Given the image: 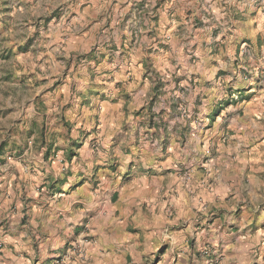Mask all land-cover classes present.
I'll return each mask as SVG.
<instances>
[{
    "label": "crops",
    "instance_id": "crops-1",
    "mask_svg": "<svg viewBox=\"0 0 264 264\" xmlns=\"http://www.w3.org/2000/svg\"><path fill=\"white\" fill-rule=\"evenodd\" d=\"M102 2L94 4L101 9ZM133 5L121 14L136 17ZM169 8L166 4L157 14L164 18ZM88 15L85 10L78 18L82 24ZM172 22L168 35L177 27ZM151 30L160 37L165 32L157 23ZM159 53L108 51L101 61L102 83L94 91L114 92L116 99L77 104L81 123L96 119L99 131L82 137L73 159L63 162L58 154L51 165L44 161L36 177L20 167L24 178L10 173L0 183V264H54L57 258L63 264H217L221 247L222 262L254 264V240L237 234L230 240L227 233L230 226L244 227L245 211L235 213L239 203L230 205L228 194L205 192V167L216 171L214 160H203L206 140L221 130L210 124L206 129L204 121L214 115L205 118L194 102L198 111L181 110L184 89L197 102L220 93V82H214L212 96L205 92L207 79L221 69L211 64L219 56H209L208 71L198 53L194 62L183 48L178 56L174 49ZM233 84L240 93L246 85L239 79ZM76 137L66 132L61 141Z\"/></svg>",
    "mask_w": 264,
    "mask_h": 264
},
{
    "label": "rangeland",
    "instance_id": "rangeland-1",
    "mask_svg": "<svg viewBox=\"0 0 264 264\" xmlns=\"http://www.w3.org/2000/svg\"><path fill=\"white\" fill-rule=\"evenodd\" d=\"M101 1L100 9L94 4L99 0H0V183L10 173L24 178L20 167L36 177L44 161L51 165L58 154L63 162L73 159L82 137L99 131L96 119L81 123L77 104L82 108L99 99H116L114 92L94 91L102 83L101 61L108 51L136 49L158 56L161 49H174L178 56L183 48L192 62L203 56L208 71L209 56L218 55L211 64L221 69L207 79L205 92H216L212 87L220 82V93L197 102L184 89L181 110L186 115L198 111L194 102L205 118L214 115L204 121L206 129L210 124L221 130L206 140L203 160H214L216 171L205 167V192L220 191L229 195L230 205L239 203L235 213L245 211L244 227L230 226L229 239L236 234L252 238L254 264H264V0ZM130 2L137 3L136 17L121 14ZM166 4L168 16L161 18L157 12ZM85 10L88 20L82 24L78 18ZM171 20L177 27L168 35ZM152 23L163 24V36L154 34ZM149 62L152 66L154 60ZM238 79L246 84L242 93L234 88ZM71 108L75 112L69 113ZM66 132L77 137L61 141ZM220 249L217 264L224 258L225 247ZM205 251L208 255L212 248Z\"/></svg>",
    "mask_w": 264,
    "mask_h": 264
},
{
    "label": "built area",
    "instance_id": "built-area-1",
    "mask_svg": "<svg viewBox=\"0 0 264 264\" xmlns=\"http://www.w3.org/2000/svg\"><path fill=\"white\" fill-rule=\"evenodd\" d=\"M62 263V260L61 259H56V264H61Z\"/></svg>",
    "mask_w": 264,
    "mask_h": 264
}]
</instances>
